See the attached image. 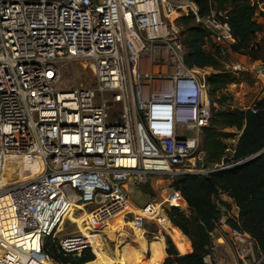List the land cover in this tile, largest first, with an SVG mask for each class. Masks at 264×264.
<instances>
[{
    "label": "built area",
    "instance_id": "2783aa9c",
    "mask_svg": "<svg viewBox=\"0 0 264 264\" xmlns=\"http://www.w3.org/2000/svg\"><path fill=\"white\" fill-rule=\"evenodd\" d=\"M179 15H193L222 53L236 41L229 13L201 15L197 0H0V264H62L44 242L73 209L87 213L91 231L119 215L143 230L150 218L131 209L128 184L213 171L203 166L208 86L185 62L173 25ZM83 62L95 86L59 89L64 66ZM231 67L250 70L264 86V63ZM164 108L170 128L156 130V110ZM20 157L40 161L41 173L5 180L7 159ZM163 204L165 213L191 214L176 188ZM216 204L223 215L209 232L206 262L221 243L234 264L264 263L252 235L228 223L239 213ZM73 223L77 233L59 241L65 255L86 249L77 247L84 232Z\"/></svg>",
    "mask_w": 264,
    "mask_h": 264
},
{
    "label": "trees",
    "instance_id": "16d2710c",
    "mask_svg": "<svg viewBox=\"0 0 264 264\" xmlns=\"http://www.w3.org/2000/svg\"><path fill=\"white\" fill-rule=\"evenodd\" d=\"M200 14L212 11L229 13V24L236 41L230 51L248 56L251 60L258 58L259 44L256 41L263 32V25L256 20L259 10L257 0H197ZM185 24L183 43L186 47L185 62L190 68H212L205 76L208 93L216 96L235 83L225 62L229 53L215 45L210 51L205 49L210 32L193 15L178 18ZM257 47V49L255 48ZM226 96H220V107L215 109L211 121L202 132V149L205 152V169L208 173L187 174L174 182L173 188L180 190L189 208L190 216L172 210L168 213L170 221L180 228L191 240L193 250L187 251L186 244L179 240H161V264H207L205 255L210 244L209 232L215 228L223 215L217 206V200L228 211L231 205L221 200L220 193L227 194L234 200L239 210L237 221L228 219V223L244 230L255 239L257 248L264 253V152L255 159L243 162L264 149V98L255 101L251 108H234L225 102ZM233 154L228 155L225 140L237 137ZM222 166L223 168H220ZM143 209V208H142ZM56 231V230H55ZM55 231L45 239L44 251L56 262L62 264H85L97 257L90 247L82 251V257L65 255L59 251V241L54 240ZM75 243L79 242L77 237ZM74 243V244H75ZM166 261L164 263L165 257Z\"/></svg>",
    "mask_w": 264,
    "mask_h": 264
},
{
    "label": "rangeland",
    "instance_id": "374dc122",
    "mask_svg": "<svg viewBox=\"0 0 264 264\" xmlns=\"http://www.w3.org/2000/svg\"><path fill=\"white\" fill-rule=\"evenodd\" d=\"M260 4L256 20L260 22L264 27V0H257ZM174 17V16H173ZM184 17V15H179L178 18ZM178 18L173 22V25L176 28V31L180 35L182 41L184 39V29L185 24L182 21H178ZM259 44V51H258V58L255 60H249L253 64H259L264 63V30L262 33H260L256 40ZM246 60L243 58H240V56H237L236 54L229 53L228 60H226L225 64L229 65L225 66L226 70H229L231 73L232 79L235 83L228 86L225 90H223L221 93L217 94L216 96H211L208 93V90H206L204 96H203V102L206 106L210 108L211 113L214 112L215 109H218L220 107V104L218 102V98L220 96H226L227 104L232 105L234 108H244L246 110L248 107L252 106L255 101H258L262 98H264V86H262L260 83L257 82L256 78L254 77V74L250 70L246 69H240L238 71H235L232 69V65L238 62L246 63ZM145 63H147L145 61ZM196 69V68H195ZM146 71V68L144 69ZM200 74V72L198 71ZM96 81L94 77V73L89 67H84L81 63H70L66 66H64L63 71L60 76V80L58 83V88L61 90H73L80 87H93L95 86ZM171 121V110L168 108L159 109L156 110V116H155V128L158 130L159 128H170L169 122ZM232 139L236 140V137H233ZM229 144H231L232 141L229 140ZM161 180L158 182L157 189L154 190V193L156 192L159 196L156 199H153L151 204H149L148 200L143 198L139 195V187L136 186L134 183L128 184V195L129 200L134 203L139 208H147L141 209L144 213L148 215V218H150L145 228L142 230L144 234L143 241L141 240L139 243L135 241V232L136 230L133 229L131 226H123L122 224H119L118 222L114 221L109 226H106L105 228H102L99 231H91L92 233H97V235H100L103 237V240H106L105 243L108 245V249L110 252H116L119 249H122L123 246L126 244L133 245L135 251V255L139 256L140 254H149V249L152 247L155 249V257L152 262H147L146 264H161L162 260H160V257L157 256L158 251V242L160 246L162 245V242L160 239L163 237L166 239H171V236L166 232L164 228H162L159 225V222L157 219L152 218L149 214L150 212L153 213L154 209L156 208L157 204H160L161 207H164V200L162 199V196L160 194L162 193L165 197L166 192L169 193L171 189L173 188V184L175 181H177L180 177L179 176H171V175H163L161 176ZM150 185H144L141 187H147ZM162 191V192H161ZM163 200V201H162ZM156 201V202H155ZM76 206H81L78 203H75ZM136 212V211H135ZM232 210L230 209V213ZM80 212L77 209H73L70 214L66 215L62 218L58 228L55 231L54 234V240L60 241L64 236L70 234V233H77V227L76 224L73 222H78L81 216H78ZM165 213V212H164ZM167 213V214H166ZM167 218L168 211H166ZM86 214V213H85ZM79 218V219H78ZM73 221V222H72ZM121 233H124L125 236H122ZM123 239V240H122ZM172 240V239H171ZM79 242V241H78ZM174 243V241L172 240ZM187 246V251L192 252L193 246L191 243V240L189 239V242H183L180 241ZM80 244L79 248H83L84 244ZM140 244L142 246L140 247ZM91 249V248H90ZM91 252L93 253V250L91 249ZM109 253V252H108ZM71 254L76 257L80 258L82 257V252L80 255L78 254V251L71 252ZM94 254V253H93ZM165 257L164 263L166 261ZM95 258V255H94ZM175 264V263H173ZM207 264H234V258L232 256V253L221 243L216 244L215 252L212 253L211 262L207 261ZM264 264V263H262Z\"/></svg>",
    "mask_w": 264,
    "mask_h": 264
},
{
    "label": "bare ground",
    "instance_id": "6f19581e",
    "mask_svg": "<svg viewBox=\"0 0 264 264\" xmlns=\"http://www.w3.org/2000/svg\"><path fill=\"white\" fill-rule=\"evenodd\" d=\"M88 62H83L84 67L88 66ZM198 70V68H197ZM197 72V71H196ZM31 167V171L26 172V166ZM41 173V162L34 160V161H26L24 157L20 158H9L6 162V176L5 180H9L13 183L23 181L25 179L38 176ZM62 207V203L60 204ZM130 207L132 210L136 211L137 213H141L148 218V215L144 213L139 207L135 206L134 204L130 203ZM185 210V205L181 207ZM57 217H59L60 210L57 211ZM152 218L158 220L159 225L168 232L173 240H179L183 242H189V238L183 233V231L175 226L170 219L167 218V215L164 213L163 208L160 204L156 205L153 213L150 212L149 214ZM88 218L87 213L83 214L80 219L78 220V224L80 225L81 230L84 232L82 235H77L78 241L84 246H88L93 250V253L97 257V259L93 262H87L85 264H146L148 261L152 262L155 257V249L150 247L149 253L150 256L148 259L142 253L139 256L135 255V249L132 247L133 245L126 244L122 247V249L117 250L116 252H110L108 249V245L105 243L106 240H103V237L97 235V233L90 232L84 225V221ZM114 221L118 222L125 226L122 219V215H119L115 218L111 223ZM110 223V224H111ZM109 224V225H110ZM135 241L139 243L141 240L144 239V234L142 230L135 229ZM122 236H125L124 233H121ZM123 240V239H122ZM142 244H140V247ZM109 252V253H108Z\"/></svg>",
    "mask_w": 264,
    "mask_h": 264
},
{
    "label": "crops",
    "instance_id": "0c3cea01",
    "mask_svg": "<svg viewBox=\"0 0 264 264\" xmlns=\"http://www.w3.org/2000/svg\"><path fill=\"white\" fill-rule=\"evenodd\" d=\"M215 46L216 44L214 43V41L212 40V37H210V39L209 40H207V43H206V47H205V49L207 50V51H210L211 50V47L212 46ZM227 48L225 49V51H227L228 53H230L231 51H230V47L229 46H226ZM232 53V52H231ZM233 54H236L237 56H240V58H243L244 60H249V57L248 56H246V55H241V54H238V53H233ZM196 71H197V73H198V71L200 72V74L198 73V75L201 77V79L203 80V79H205V76L206 75H209L212 71H213V69L212 68H210V67H208V68H198V70H197V68L195 69ZM231 85V84H230ZM229 85V86H230ZM225 90V89H224ZM251 107V106H250ZM250 107H248L247 109H249ZM240 109H244V108H240ZM229 140L230 141H232L231 142V144H229L230 142H229ZM237 140H238V136L236 137V140H234V139H227V140H225V143L227 144V146H228V149H227V154L228 155H232L233 154V148H234V146L236 145V143H237ZM162 178L161 177H159V176H152L151 178H150V180H149V183H148V185H150V186H147V187H141V186H138L139 188V191H138V193H139V195L140 196H142L143 198H145L146 200H148V202H149V204H151V202H152V200L153 199H156L157 197H159V196H157L158 194L155 192L154 193V190H156L157 189V186L159 185L158 184V182L161 180ZM137 186V185H136ZM162 192V191H161ZM167 192H166V196H167ZM160 196H162V199L164 200L165 198H166V196L165 197H163L164 195L161 193L160 194ZM220 196H221V200H223V201H225V202H227V203H229L230 205H231V209L232 208H234V210L236 211V212H238L239 213V210H238V208H236V205H235V203H234V200L231 198V197H229L227 194H225V193H223V192H221L220 193ZM162 200V201H163ZM156 202V201H155ZM134 204V203H133ZM135 205V204H134ZM136 206V205H135ZM138 207V206H137ZM140 209H142V208H140ZM144 209V208H143ZM77 240H78V238H77ZM79 247H80V244H79ZM83 247H85V246H83ZM158 251H157V256L158 257H160V260H162V253H161V246H160V244H159V242H158ZM142 255V254H141ZM145 255V254H144ZM146 256V258L148 259V257L150 256V253L148 254V255H145ZM148 263H149V261H148Z\"/></svg>",
    "mask_w": 264,
    "mask_h": 264
},
{
    "label": "water",
    "instance_id": "95a60500",
    "mask_svg": "<svg viewBox=\"0 0 264 264\" xmlns=\"http://www.w3.org/2000/svg\"><path fill=\"white\" fill-rule=\"evenodd\" d=\"M264 152V149L259 151L258 153H256L255 155L251 156L250 158H248L247 160H245L244 162L250 161L252 159H255L256 157H258L260 154H262ZM242 162V163H244Z\"/></svg>",
    "mask_w": 264,
    "mask_h": 264
}]
</instances>
